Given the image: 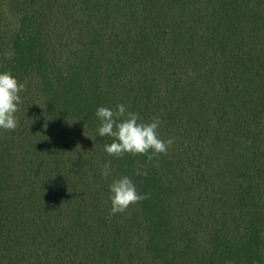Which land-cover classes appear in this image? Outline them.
Returning a JSON list of instances; mask_svg holds the SVG:
<instances>
[{
	"label": "trees",
	"instance_id": "1",
	"mask_svg": "<svg viewBox=\"0 0 264 264\" xmlns=\"http://www.w3.org/2000/svg\"><path fill=\"white\" fill-rule=\"evenodd\" d=\"M5 71L0 264H264V0H0ZM117 104L166 155L104 151ZM122 175L148 198L110 215Z\"/></svg>",
	"mask_w": 264,
	"mask_h": 264
},
{
	"label": "clouds",
	"instance_id": "2",
	"mask_svg": "<svg viewBox=\"0 0 264 264\" xmlns=\"http://www.w3.org/2000/svg\"><path fill=\"white\" fill-rule=\"evenodd\" d=\"M23 91V85L17 84L9 72H0V134L15 130L14 114L19 104L18 93ZM94 115L99 121L97 136L112 138L111 143L104 145V151L111 157L120 158L130 154L142 155L152 160L155 156L166 155L168 148L174 143L172 137L161 139L158 128L162 122L159 117H154L150 122H141L139 114L130 111L125 104H117L115 110L98 106ZM111 170V162H105L100 172L101 177H109ZM135 174L146 175L147 172L138 169ZM108 193L110 215L123 213L129 206L148 198L147 194L137 191L135 183L128 175L113 178L108 185Z\"/></svg>",
	"mask_w": 264,
	"mask_h": 264
},
{
	"label": "rangeland",
	"instance_id": "3",
	"mask_svg": "<svg viewBox=\"0 0 264 264\" xmlns=\"http://www.w3.org/2000/svg\"><path fill=\"white\" fill-rule=\"evenodd\" d=\"M6 22H7L6 24H7V25H9V23H8V22H10V21H7V20H6Z\"/></svg>",
	"mask_w": 264,
	"mask_h": 264
}]
</instances>
